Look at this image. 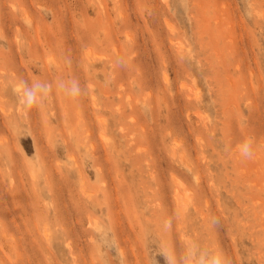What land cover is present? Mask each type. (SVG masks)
<instances>
[{"label": "rangeland", "instance_id": "obj_1", "mask_svg": "<svg viewBox=\"0 0 264 264\" xmlns=\"http://www.w3.org/2000/svg\"><path fill=\"white\" fill-rule=\"evenodd\" d=\"M188 239L264 264V0H0V264Z\"/></svg>", "mask_w": 264, "mask_h": 264}, {"label": "clouds", "instance_id": "obj_2", "mask_svg": "<svg viewBox=\"0 0 264 264\" xmlns=\"http://www.w3.org/2000/svg\"><path fill=\"white\" fill-rule=\"evenodd\" d=\"M60 87L73 96H78L81 92L78 83H74L71 88H66L63 84ZM49 91L50 85L43 82L37 81L31 86L25 84L21 99L24 113L27 114V111L33 106H43V101ZM240 154L246 159L254 157L255 149L252 137H248L243 141ZM170 223L168 221L166 227H170ZM159 254L164 257L165 264H231L230 259L221 250L202 246L195 239H188L179 253L168 245H162ZM153 264H155L154 260Z\"/></svg>", "mask_w": 264, "mask_h": 264}, {"label": "bare ground", "instance_id": "obj_3", "mask_svg": "<svg viewBox=\"0 0 264 264\" xmlns=\"http://www.w3.org/2000/svg\"><path fill=\"white\" fill-rule=\"evenodd\" d=\"M133 110V109H132ZM122 114V113H121ZM132 138V137H131ZM66 143H67V141H66ZM132 143H133V141H132ZM91 147V146H90ZM91 148H93V147H91ZM93 150V149H92ZM44 153V152H43ZM239 160V159H238Z\"/></svg>", "mask_w": 264, "mask_h": 264}]
</instances>
